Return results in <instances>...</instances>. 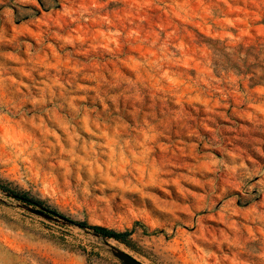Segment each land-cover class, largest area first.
<instances>
[{
    "label": "rangeland",
    "instance_id": "obj_1",
    "mask_svg": "<svg viewBox=\"0 0 264 264\" xmlns=\"http://www.w3.org/2000/svg\"><path fill=\"white\" fill-rule=\"evenodd\" d=\"M0 264H264V0H0Z\"/></svg>",
    "mask_w": 264,
    "mask_h": 264
},
{
    "label": "trees",
    "instance_id": "obj_2",
    "mask_svg": "<svg viewBox=\"0 0 264 264\" xmlns=\"http://www.w3.org/2000/svg\"><path fill=\"white\" fill-rule=\"evenodd\" d=\"M0 190L10 195H13L14 197L22 201L23 203L32 205L35 208H41L49 216L59 217L61 219L68 221L69 223L75 224L83 229L89 230L94 234H97V235H100L106 238H112V239H115L121 242H127L128 233H120V232L107 229L105 227L92 226V225L87 224L86 222H74L73 220H70L62 216L61 214H58V212H56L55 210H52L51 208L45 206L44 202L32 198L29 194L25 192H20L18 190L10 188L8 185L3 184L2 182H0Z\"/></svg>",
    "mask_w": 264,
    "mask_h": 264
},
{
    "label": "water",
    "instance_id": "obj_3",
    "mask_svg": "<svg viewBox=\"0 0 264 264\" xmlns=\"http://www.w3.org/2000/svg\"><path fill=\"white\" fill-rule=\"evenodd\" d=\"M137 264V263H136Z\"/></svg>",
    "mask_w": 264,
    "mask_h": 264
}]
</instances>
